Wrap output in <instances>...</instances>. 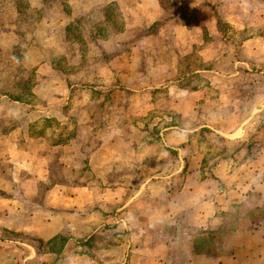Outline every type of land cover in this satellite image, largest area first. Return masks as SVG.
Wrapping results in <instances>:
<instances>
[{"label":"rangeland","instance_id":"rangeland-1","mask_svg":"<svg viewBox=\"0 0 264 264\" xmlns=\"http://www.w3.org/2000/svg\"><path fill=\"white\" fill-rule=\"evenodd\" d=\"M207 1L0 0V151L17 141L32 171L43 160L64 206L52 238L0 229V264H138V240L196 229L198 195L180 191L200 190L220 156L264 157V0ZM177 13L203 26L192 47L176 44L191 28ZM257 179L196 235L199 251L264 235V170Z\"/></svg>","mask_w":264,"mask_h":264},{"label":"crops","instance_id":"crops-1","mask_svg":"<svg viewBox=\"0 0 264 264\" xmlns=\"http://www.w3.org/2000/svg\"><path fill=\"white\" fill-rule=\"evenodd\" d=\"M188 6L200 9V11L211 8L207 0H203V2L196 5L191 3ZM157 12L164 11L158 8ZM158 15L163 19L162 16L165 13H158ZM220 19L235 30L241 28L238 21L241 19V14H229L220 11ZM175 20L178 21L180 27H191L186 28L187 30L183 35L181 34L182 36L180 35L181 37L178 34L175 35L176 44L182 47H192L193 42L196 41L192 38L195 35H201L200 29L203 26L195 22L191 25L184 24L183 21L185 20L181 13H177L170 18V21ZM172 37L174 36L172 35ZM198 41L202 42L201 36H199ZM254 43V38H249L244 42L247 46ZM224 88L220 86L222 95L225 93ZM238 133L237 136L243 135L244 128L238 130ZM221 134L230 136V134H224L223 132ZM25 142L28 143L27 140ZM6 143L0 151V162L2 161L0 166L3 164L5 167L7 166L6 172H2L3 170L0 169V229H18L40 236L45 240L56 236L58 224L54 216L57 218L58 215H53L51 211L55 208H64V206L57 199L52 200L51 195L52 193L62 195L63 186L60 192L55 187L50 188L47 168L44 171L42 170L43 160L40 159V162L36 163L39 164L40 171H32L29 160L32 158V153L23 150L20 145H17V141ZM233 163L231 157L220 156L216 161L211 177L204 179V185H199L200 190L193 189V191H189V188H184L180 191V194L196 193L198 195V198L192 196L195 199L193 213L197 217L192 226H195L196 229L187 231L186 227L182 229L180 223L176 222L179 234H175L174 231H172V235L169 232L168 234L162 232L161 235L157 234L144 240H138V242L145 244L143 248H141V244L135 248L136 252L139 251L140 253L138 258L146 255L142 257L143 260L138 261V264H264L263 234L258 237L252 236L255 239L249 247L250 250L245 248L237 250L235 247L226 245V247H220V249H223L220 254H207V251H199L197 248L201 238L196 237V235H203L204 233H201L203 230L214 229L215 227H211V222L216 214L230 210L234 204L249 197L251 192L256 189L259 173L264 170L263 156L246 157V159L239 162L238 166ZM45 167H47L46 161ZM43 182L45 187L40 189ZM37 196L41 198L39 202L35 203L32 197ZM192 197L190 195V198ZM137 228H140V226ZM152 228H154V223L146 226V229ZM172 228L175 229L173 226ZM250 231L254 234L257 232L255 228ZM208 233L210 232L208 231ZM179 245L188 248V255L182 256L180 254ZM236 250L240 253L235 252ZM35 257L36 254L34 256L30 255L29 259ZM130 264H134V261L132 260Z\"/></svg>","mask_w":264,"mask_h":264},{"label":"trees","instance_id":"trees-1","mask_svg":"<svg viewBox=\"0 0 264 264\" xmlns=\"http://www.w3.org/2000/svg\"><path fill=\"white\" fill-rule=\"evenodd\" d=\"M243 145V142H241L239 145H238V148ZM245 148H246V152L249 153V144L247 143V146L245 145Z\"/></svg>","mask_w":264,"mask_h":264}]
</instances>
